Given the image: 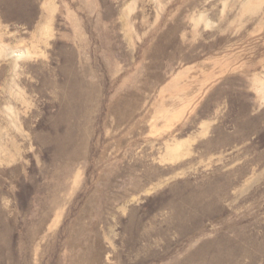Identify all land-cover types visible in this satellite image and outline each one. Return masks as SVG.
Listing matches in <instances>:
<instances>
[{
  "label": "rangeland",
  "instance_id": "1",
  "mask_svg": "<svg viewBox=\"0 0 264 264\" xmlns=\"http://www.w3.org/2000/svg\"><path fill=\"white\" fill-rule=\"evenodd\" d=\"M0 264H264V0H0Z\"/></svg>",
  "mask_w": 264,
  "mask_h": 264
}]
</instances>
